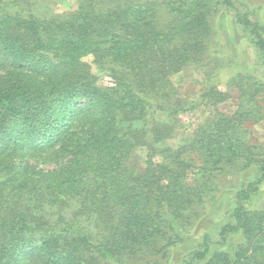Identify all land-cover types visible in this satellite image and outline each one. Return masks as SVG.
Segmentation results:
<instances>
[{"label":"trees","instance_id":"1","mask_svg":"<svg viewBox=\"0 0 264 264\" xmlns=\"http://www.w3.org/2000/svg\"><path fill=\"white\" fill-rule=\"evenodd\" d=\"M33 1L0 0V264H264V207L254 205L264 145L245 126L264 121L257 8L77 0L75 10L46 15ZM219 11L246 34L258 71L228 78L240 100L232 115L216 108L230 97L219 68H209L195 98L173 80L225 55L213 25ZM87 56L113 85L97 83ZM206 110L190 136L166 144L180 114ZM249 171L216 234L185 250L222 192L220 175ZM238 234L243 242L227 247Z\"/></svg>","mask_w":264,"mask_h":264},{"label":"rangeland","instance_id":"2","mask_svg":"<svg viewBox=\"0 0 264 264\" xmlns=\"http://www.w3.org/2000/svg\"><path fill=\"white\" fill-rule=\"evenodd\" d=\"M153 1V0H143ZM163 1V0H156ZM251 8H257V17L264 21V0H248ZM78 6L77 0H34L33 7L43 12L46 15H54L64 13L66 11L75 10ZM213 25L215 31L220 36V41L223 45V55L221 58H208L204 62L206 65L192 64L186 67L183 71L173 76V80L179 88L180 95L187 98L197 97L201 90V81L206 76L209 68H219L220 83L219 87L230 93L222 103H219L216 108L227 114L232 115L239 106V91L236 87L228 86V78L237 73L255 72L257 73V66L255 63V51L252 44L249 42L246 34H244L237 26L235 19L230 13L219 11L213 16ZM217 37H215L216 39ZM89 64L90 72L96 77L97 83L111 86L113 79L108 74V71H103L98 68L93 61L92 56L84 58ZM184 78L183 82H179L180 78ZM206 112L188 111L180 114L172 123L175 134L173 137L166 140L168 145H177L181 142L183 136H190L191 133L204 118L208 116ZM157 119H163L158 116ZM248 129V140L252 142L261 143L264 145V121L248 120L245 124ZM136 159L143 162L145 149L139 147L135 153ZM54 164L39 165L40 168H54ZM254 177V172H234L231 174H222L219 177V182L222 187V192L218 197L216 203L209 211V216L205 226L198 232V234L187 240L184 249L188 250L193 245H196L204 233L216 234L220 225L228 219V210L230 201L234 196L236 189L249 179ZM254 205L256 208L264 207V183L261 185V190L256 196ZM242 234L233 236L227 247H233L238 243L243 242Z\"/></svg>","mask_w":264,"mask_h":264}]
</instances>
